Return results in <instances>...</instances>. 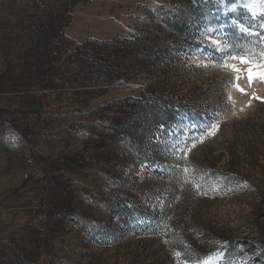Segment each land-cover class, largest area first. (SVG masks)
Masks as SVG:
<instances>
[{"label":"rangeland","instance_id":"374dc122","mask_svg":"<svg viewBox=\"0 0 264 264\" xmlns=\"http://www.w3.org/2000/svg\"><path fill=\"white\" fill-rule=\"evenodd\" d=\"M241 56L264 0H0V264H264Z\"/></svg>","mask_w":264,"mask_h":264},{"label":"trees","instance_id":"16d2710c","mask_svg":"<svg viewBox=\"0 0 264 264\" xmlns=\"http://www.w3.org/2000/svg\"><path fill=\"white\" fill-rule=\"evenodd\" d=\"M124 43H127V44L130 43V44L134 45L135 48L130 49V53H132L134 55H139V56L141 55L143 57L142 58L143 62H141V65H144V62H145L144 58H148L151 55V51H152V49H150L147 46L146 42L141 41V40H136V41H124ZM114 67H116V68L114 70H112L111 73H109V78H107L103 82L112 83L113 81H115L118 78H121L123 76L130 77L133 74L130 65L128 66V70H124L123 68H121L119 66H114ZM150 88H151V85L148 86V88H147L148 91L143 94V99H142L143 101H146V102L151 101V99L148 95Z\"/></svg>","mask_w":264,"mask_h":264},{"label":"snow or ice","instance_id":"6c2138e0","mask_svg":"<svg viewBox=\"0 0 264 264\" xmlns=\"http://www.w3.org/2000/svg\"><path fill=\"white\" fill-rule=\"evenodd\" d=\"M240 61L241 63L243 64H247L249 65L248 69H247V73H248V79L249 80H252L255 78L254 76V73H255V69L257 67H264V65H258V64H255L252 60H250L248 57H245V56H241L240 57ZM233 68L235 71L239 72L240 69L239 68H236L235 65H233ZM261 75H264V73H261ZM242 90V89H241ZM257 99H264V98H260V97H255Z\"/></svg>","mask_w":264,"mask_h":264}]
</instances>
